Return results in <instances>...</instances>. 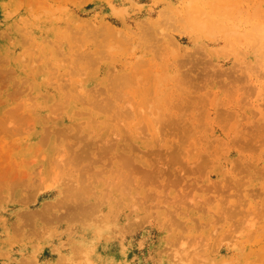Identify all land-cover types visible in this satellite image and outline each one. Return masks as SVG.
<instances>
[{
  "label": "rangeland",
  "instance_id": "rangeland-1",
  "mask_svg": "<svg viewBox=\"0 0 264 264\" xmlns=\"http://www.w3.org/2000/svg\"><path fill=\"white\" fill-rule=\"evenodd\" d=\"M0 264H264V0H0Z\"/></svg>",
  "mask_w": 264,
  "mask_h": 264
}]
</instances>
